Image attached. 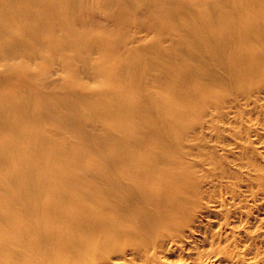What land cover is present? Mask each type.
<instances>
[{
  "label": "bare ground",
  "instance_id": "obj_1",
  "mask_svg": "<svg viewBox=\"0 0 264 264\" xmlns=\"http://www.w3.org/2000/svg\"><path fill=\"white\" fill-rule=\"evenodd\" d=\"M135 27L145 38L129 46ZM16 52L48 64L9 60L16 83L0 97V264H151L201 203L181 124L211 94L264 86V0H0V55ZM53 56L71 72L55 76ZM158 65L164 99L139 75ZM45 87L63 102L36 96ZM100 117L110 124L94 142L84 121Z\"/></svg>",
  "mask_w": 264,
  "mask_h": 264
},
{
  "label": "rangeland",
  "instance_id": "obj_2",
  "mask_svg": "<svg viewBox=\"0 0 264 264\" xmlns=\"http://www.w3.org/2000/svg\"><path fill=\"white\" fill-rule=\"evenodd\" d=\"M259 20L262 21V17ZM102 29L99 28L97 32ZM132 34L129 46H140L138 39L145 38L146 30L135 27ZM27 37L33 41L30 34ZM147 38L152 40L149 36ZM34 44L40 46L39 42ZM180 48L186 56H191L185 53L184 45ZM193 50H189L192 55ZM72 53L75 52L71 49L67 52L65 62L74 57ZM125 56L130 62H135L134 52ZM92 59L94 62L101 61L98 53H94ZM9 60L14 65L30 62L33 69L48 64L45 57L29 58L23 52L14 53L13 58L0 55V97L10 94L9 89L16 83V77L11 75L13 73L8 74L11 67ZM62 60L56 56L51 60L55 76L71 72ZM204 60L209 61V58L203 57ZM82 64L84 60H75L71 67L74 71L78 68L83 77ZM233 71L231 68L225 72L227 84ZM162 72L163 67L158 65L153 72L139 75L146 86L158 90L164 99L169 94L168 89L158 88L156 83V77ZM99 80H104V77L101 76ZM90 81L91 85H95L96 82ZM256 83L251 79L248 90L234 84L231 86L233 94L227 97L219 93L209 95L211 99L201 105L199 114L190 116L187 124H181L180 139L186 151L185 160L203 178L200 187L202 194L198 195L201 203L192 212L191 226L182 237L174 240L170 246L166 245L151 264H177L184 260L188 261L187 264H264V185H261V181H264V86ZM107 91V88H102L101 93L93 98L101 100ZM36 96L48 102L61 103L64 100L62 92L55 94L50 87L40 89V94L36 93ZM13 98L20 101L22 93ZM95 100L94 112L100 108L97 106L102 101ZM36 102L33 98L28 107L29 111L35 113L33 119L37 118L39 109ZM61 107L64 105L61 104ZM109 124V119L105 117L84 121L94 142L106 139ZM77 131H63L59 135L63 138L75 137ZM81 173L74 176L78 177Z\"/></svg>",
  "mask_w": 264,
  "mask_h": 264
}]
</instances>
